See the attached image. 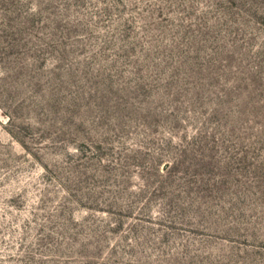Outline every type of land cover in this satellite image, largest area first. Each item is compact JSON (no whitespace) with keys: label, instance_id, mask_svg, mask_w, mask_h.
I'll use <instances>...</instances> for the list:
<instances>
[{"label":"rangeland","instance_id":"1","mask_svg":"<svg viewBox=\"0 0 264 264\" xmlns=\"http://www.w3.org/2000/svg\"><path fill=\"white\" fill-rule=\"evenodd\" d=\"M0 264H264V0H0Z\"/></svg>","mask_w":264,"mask_h":264}]
</instances>
